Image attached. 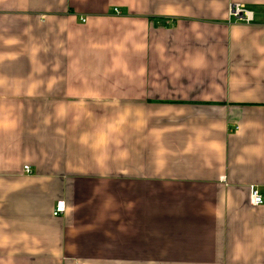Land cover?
<instances>
[{"label":"crops","instance_id":"0c3cea01","mask_svg":"<svg viewBox=\"0 0 264 264\" xmlns=\"http://www.w3.org/2000/svg\"><path fill=\"white\" fill-rule=\"evenodd\" d=\"M251 188L264 0H0V264H264Z\"/></svg>","mask_w":264,"mask_h":264},{"label":"built area","instance_id":"2783aa9c","mask_svg":"<svg viewBox=\"0 0 264 264\" xmlns=\"http://www.w3.org/2000/svg\"><path fill=\"white\" fill-rule=\"evenodd\" d=\"M112 13L114 15L118 14L116 9H113ZM227 16H228V20H230L233 23H239L245 25H248L250 23L249 14L244 10V8L241 5H230L227 10ZM80 21L84 22V19L81 18ZM23 172L29 174V169L27 166L23 167ZM249 200L252 206H262L264 204V194L259 193L255 188H251ZM63 212H64L63 201L55 202L51 211V216L58 217L62 215Z\"/></svg>","mask_w":264,"mask_h":264}]
</instances>
